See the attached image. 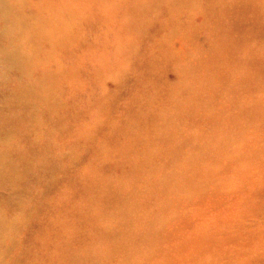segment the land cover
I'll return each mask as SVG.
<instances>
[{"label": "rangeland", "instance_id": "374dc122", "mask_svg": "<svg viewBox=\"0 0 264 264\" xmlns=\"http://www.w3.org/2000/svg\"><path fill=\"white\" fill-rule=\"evenodd\" d=\"M0 264H264V0H0Z\"/></svg>", "mask_w": 264, "mask_h": 264}, {"label": "bare ground", "instance_id": "6f19581e", "mask_svg": "<svg viewBox=\"0 0 264 264\" xmlns=\"http://www.w3.org/2000/svg\"><path fill=\"white\" fill-rule=\"evenodd\" d=\"M10 2V1H9Z\"/></svg>", "mask_w": 264, "mask_h": 264}]
</instances>
